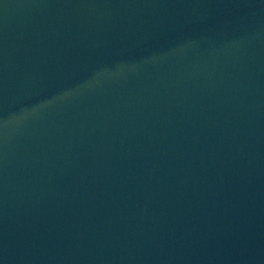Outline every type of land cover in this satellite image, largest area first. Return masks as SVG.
I'll use <instances>...</instances> for the list:
<instances>
[{"label":"water","instance_id":"obj_1","mask_svg":"<svg viewBox=\"0 0 264 264\" xmlns=\"http://www.w3.org/2000/svg\"><path fill=\"white\" fill-rule=\"evenodd\" d=\"M0 264H264V0H0Z\"/></svg>","mask_w":264,"mask_h":264}]
</instances>
